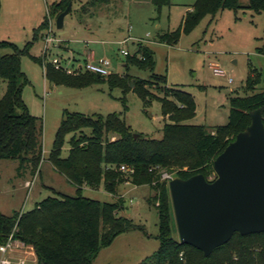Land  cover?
Instances as JSON below:
<instances>
[{"label":"trees","instance_id":"obj_1","mask_svg":"<svg viewBox=\"0 0 264 264\" xmlns=\"http://www.w3.org/2000/svg\"><path fill=\"white\" fill-rule=\"evenodd\" d=\"M110 1L92 0L89 4ZM70 2L74 3V0H57L49 5L44 20L34 31L33 40L24 47L0 41V77L7 81L6 92L0 99V159L17 160L20 167L33 175L43 162L44 122L30 114L24 101V88L30 80L22 70L21 59L28 55L43 66L46 58L32 55L31 48L45 36L49 17L57 19ZM152 2L159 10L172 3L171 0ZM240 8L262 13L264 0H249L247 6H242L240 0H196L179 28L159 33L157 39L161 43L175 44L206 16L214 18L223 9L238 11ZM83 9H86L85 5ZM137 47L134 55L127 56L125 66L132 63L154 70V50L141 43ZM4 50L8 52L3 53ZM44 72L48 81L58 85L83 88L107 81L112 88H122L125 94L134 91L146 106L157 100L167 121L160 139L142 133L135 137L121 113L88 116L66 111L49 161L77 188V194L53 190L54 195L36 202L26 211L12 215L0 211V245L14 232V239L34 247L38 264H93L100 250L127 231L131 222L118 214L123 197L117 195L119 199L115 202L92 199L83 195V186L99 188L104 185L108 192L117 194V186L125 180L120 166L128 165L135 169L130 174L131 181L139 186L148 185L154 192L149 201L159 212L160 246L150 264H264V232L247 235L236 232L209 256L192 245L181 243L175 237V213L168 182L161 179L160 170L156 169L160 167L184 179L200 173L212 176L214 160L251 124V112L262 108L264 121V91L232 98L229 122L209 127L185 123L197 112V103L191 93L172 87L164 88L163 95L154 92L160 85L167 86L165 74L152 72L149 79L129 73L98 76L91 71H82L67 74L57 70L51 62H47ZM258 82L256 76L250 75L247 88L255 89ZM113 135L115 140L111 139ZM66 141L70 149L69 155L64 157Z\"/></svg>","mask_w":264,"mask_h":264},{"label":"rangeland","instance_id":"obj_2","mask_svg":"<svg viewBox=\"0 0 264 264\" xmlns=\"http://www.w3.org/2000/svg\"><path fill=\"white\" fill-rule=\"evenodd\" d=\"M0 1V41L24 47L33 40L34 31L44 20L48 6L57 0ZM90 1L74 0L63 28L59 29L56 23L53 27L59 41L51 52L63 62L67 63L71 58L83 61L93 53L96 59L111 60L112 74L129 73L140 79H149L152 72L165 74L167 86L160 85V88H154V92L163 95L164 88L172 87L191 93L197 103V112L194 118L185 121L188 124L226 125L230 119L232 98L264 91V11L223 9L214 18L206 16L177 43L167 44L158 41L159 33L178 29L186 8L196 0H171V5L163 6L161 10L152 0H111L96 2L93 6ZM240 2L242 6L249 4V0ZM51 20L56 21L55 18ZM43 39L33 44L32 55L44 56ZM139 43L154 50V70L132 63L125 66L127 56H123L121 50L126 49L134 55ZM21 65L30 80L24 88V101L30 114L44 122L43 162L33 175L20 167L17 160L0 159L2 213L12 215L31 209L36 202L54 195L53 190L77 194V188L49 161L66 111L88 116L121 113L133 133L156 139L162 137L167 119L157 100L146 106L134 91L125 94L122 88H112L107 81L83 88L55 84L46 79L43 66L28 55L22 56ZM215 67L223 73H216ZM250 75L259 79L253 90L247 88ZM6 89L7 81L0 77V99ZM111 139L116 137L113 135ZM69 149L70 144L66 141L62 152L64 157L69 155ZM123 174L125 180L117 186V194L105 190L104 185L102 189L86 188L82 192L86 197L105 202L117 201V195L123 197L118 214L131 222L127 231L100 250L93 264H150L160 246L159 212L149 201L154 192L148 185L134 184L131 173ZM173 224L175 237L179 238L175 216Z\"/></svg>","mask_w":264,"mask_h":264},{"label":"water","instance_id":"obj_3","mask_svg":"<svg viewBox=\"0 0 264 264\" xmlns=\"http://www.w3.org/2000/svg\"><path fill=\"white\" fill-rule=\"evenodd\" d=\"M72 6L70 2L57 17L59 29ZM251 118L247 129L214 160L212 176L200 173L169 182L180 241L202 250L205 256L236 232H264L263 109L252 111Z\"/></svg>","mask_w":264,"mask_h":264},{"label":"built area","instance_id":"obj_4","mask_svg":"<svg viewBox=\"0 0 264 264\" xmlns=\"http://www.w3.org/2000/svg\"><path fill=\"white\" fill-rule=\"evenodd\" d=\"M55 23L56 21L52 22L51 17H49V27L43 39L44 40L43 58H46L43 61L44 70L46 69L47 62H51L57 70L64 71L67 74H75L82 71H91L100 76L101 75L109 76L110 74H112L110 71L112 65L111 60L109 58L96 59L93 53L89 54L88 58L84 59L83 61L79 60L78 58L75 59L71 58L68 60L67 63L63 62L61 57L54 56L51 50L59 41V39L57 38L56 34H54L53 31L54 29L53 27ZM121 53L123 56L130 55V52L126 49H122ZM215 72L218 74L223 73V71L218 67H215ZM156 169L160 170L161 179L167 181L168 184L172 179L175 178L174 173L168 172L164 169H161L160 167H157ZM120 170L131 174L135 171L134 167L128 165H121ZM15 241L16 239H14V232H12L8 240L4 244L0 245V264H38V260H24V259L13 260L10 257V252L15 248Z\"/></svg>","mask_w":264,"mask_h":264},{"label":"crops","instance_id":"obj_5","mask_svg":"<svg viewBox=\"0 0 264 264\" xmlns=\"http://www.w3.org/2000/svg\"><path fill=\"white\" fill-rule=\"evenodd\" d=\"M192 9H193V5H191L189 8H186L185 13L191 11ZM64 24H65V22H64ZM87 58H88V56L86 57V59ZM86 188H90L92 190H96V189H102L104 187H101L100 186L99 188H93V187H91L89 185L83 186V190H85ZM10 257L13 260H20V259H24V260H37V254L35 252L34 247L32 245L31 246L25 245L24 243H22L19 240H16L15 241V248H14V250H12L10 252Z\"/></svg>","mask_w":264,"mask_h":264}]
</instances>
